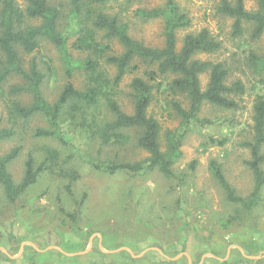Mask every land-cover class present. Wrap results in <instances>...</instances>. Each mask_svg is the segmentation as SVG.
<instances>
[{
    "label": "rangeland",
    "instance_id": "1",
    "mask_svg": "<svg viewBox=\"0 0 264 264\" xmlns=\"http://www.w3.org/2000/svg\"><path fill=\"white\" fill-rule=\"evenodd\" d=\"M15 1L25 8L24 0ZM48 1L61 11L59 29L72 33V0ZM227 1L234 4L236 0ZM243 1L246 10L257 9L255 0ZM175 2L189 20V26L177 34L178 47L186 34L209 31L220 49L214 54L200 53L195 59L222 63L228 71L227 85L241 83L243 92L233 95L238 108L222 110L210 104L201 107L198 117L213 124L189 129L172 167L173 179L156 170L109 174L94 164H135L147 157L138 146L141 130L123 129L120 139L101 145L64 115L57 136H37V130L52 129L50 123L40 113L27 119L12 114L11 103L28 106L32 97L27 92L10 95L12 86L25 84L20 76L10 75L0 86V130H13V136L0 141V157L19 148L17 157L6 164L12 182L15 186L22 183L29 156L35 167L46 162L49 151L55 153V160L46 162L36 182L14 202L0 183V264H264V188L251 209L229 203L209 167L215 161L236 195L248 198L254 180L245 165L249 151L240 145L251 137L253 101L257 93H262L261 78L249 65L248 57L251 53L264 54V33L253 40L246 25L244 34L234 37L233 19L219 12L221 0ZM164 4L165 0H113L98 10L116 17L132 39L161 47L163 18L146 20L137 12ZM24 23L35 27L41 19H26ZM73 40L68 42L69 47ZM111 46L114 54L123 52L117 41H111ZM18 53L25 72L29 73L34 65L42 74L40 91L47 103L54 104L67 83L84 89L85 74L79 64L86 54L69 48L66 60L44 37L39 38V47L32 53L22 49ZM70 64L73 68L68 72ZM134 65L137 68H129L115 96L128 115L133 114L135 104L131 81L142 78L145 68L139 60L133 61ZM108 72L112 76L114 69ZM200 81L205 89L208 74L201 75ZM154 95L148 114L160 123L164 150L165 132L179 131L180 120L175 117L171 96L161 91ZM175 99L186 108L183 97ZM101 118L113 120L105 109ZM210 137L228 141L224 146H214Z\"/></svg>",
    "mask_w": 264,
    "mask_h": 264
},
{
    "label": "trees",
    "instance_id": "2",
    "mask_svg": "<svg viewBox=\"0 0 264 264\" xmlns=\"http://www.w3.org/2000/svg\"><path fill=\"white\" fill-rule=\"evenodd\" d=\"M113 0H72L74 6L73 31L60 30L59 21L61 11L52 7L48 0H24L25 8H20L15 0H3L0 7V86L10 75H18L24 81L23 86H12L9 94L16 95L27 92L32 97L28 106L18 102L11 103V112L14 116L27 119L36 113L42 114L50 123L52 129L37 130V136H57L61 118L69 116V120L89 132L99 140L101 145H108L122 137L121 130L136 128L141 130L138 146L147 153L142 162L130 164H94L109 174L117 171L139 173L143 171H158L165 178L173 179V165L179 158L182 141L189 129L205 128L213 122L198 117L201 107L210 104L222 110L238 108L233 95L243 92L240 82L231 86L226 83L228 71L222 63L195 59L202 54H214L220 49V44L209 33L202 29L198 33L186 34L178 47L177 34L189 26L187 17L179 11L175 0H165L163 7L138 11V15L146 20L163 18V45L151 47L144 45L127 34V28L116 17L98 10V7ZM257 9L248 11L243 0H236L234 4L221 0L219 12L233 19L232 35L240 37L250 26V38L259 39L264 33V0H255ZM41 19L39 26L25 24L26 19ZM48 39L63 57L69 58L68 49L86 54V58L79 64L85 74V87L76 89L67 83L54 104H49L42 97L40 86L42 74L34 65L29 73L22 67L18 49L25 53H32L39 47V38ZM74 38L68 46V42ZM117 41L122 47L121 54H114L111 41ZM139 60L144 65L142 78L132 79L130 87L135 101L134 112L131 115L124 113L115 96L119 91L123 78L132 62ZM70 63V60L67 64ZM249 65L261 78L262 93H257L253 101L251 116L250 139L241 143L250 154L245 165L252 173L254 187L248 198L236 195L235 190L226 180L219 165L210 162V170L218 185L224 192L229 203L239 204L248 209L256 206L260 193L264 188V54L251 53L248 57ZM131 66V67H130ZM70 68V69H69ZM68 72L73 65H69ZM109 68L114 69L110 76ZM208 74L205 89L201 87L200 76ZM171 96L175 117L180 120L179 131L167 130L164 134L165 149L160 144L161 126L157 119L148 114V109L154 101L155 92ZM233 96V97H232ZM183 97L187 103L175 98ZM166 100V99H165ZM68 108V112L66 111ZM103 108V109H102ZM107 110L112 115V121L101 118L102 111ZM13 130H0V141L10 139ZM58 140L63 143L61 136ZM226 138H209L214 146H224ZM19 148H15L5 157H0V183L6 196L14 202L18 195L32 186L45 168L47 161L55 160V153L47 152V160L35 167L34 159L29 156L25 163V175L20 185L15 186L7 171L6 164L17 157ZM194 164H192V169ZM69 188V186H68Z\"/></svg>",
    "mask_w": 264,
    "mask_h": 264
},
{
    "label": "crops",
    "instance_id": "3",
    "mask_svg": "<svg viewBox=\"0 0 264 264\" xmlns=\"http://www.w3.org/2000/svg\"><path fill=\"white\" fill-rule=\"evenodd\" d=\"M22 249V248H21ZM125 249V248H124ZM242 253V250L240 251ZM111 253V252H110ZM10 258L12 257H9L8 259L10 260ZM247 258H250V257H247ZM250 259H253V258H250ZM15 262H17L18 260H14Z\"/></svg>",
    "mask_w": 264,
    "mask_h": 264
},
{
    "label": "water",
    "instance_id": "4",
    "mask_svg": "<svg viewBox=\"0 0 264 264\" xmlns=\"http://www.w3.org/2000/svg\"><path fill=\"white\" fill-rule=\"evenodd\" d=\"M240 251H241V249H240ZM110 253V252H109ZM257 258V257H256Z\"/></svg>",
    "mask_w": 264,
    "mask_h": 264
}]
</instances>
